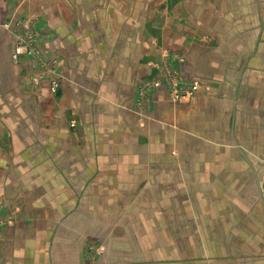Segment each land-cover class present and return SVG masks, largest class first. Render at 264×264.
<instances>
[{"label": "crops", "instance_id": "obj_1", "mask_svg": "<svg viewBox=\"0 0 264 264\" xmlns=\"http://www.w3.org/2000/svg\"><path fill=\"white\" fill-rule=\"evenodd\" d=\"M18 23L39 35L21 55ZM161 69L214 94L174 104L162 87L144 116L138 89ZM253 81L264 87V0H0V264H131L142 221L206 236L224 211L234 264H264V211L257 231L199 190L232 188L236 173L259 201L238 146L245 164L199 160L234 156V108Z\"/></svg>", "mask_w": 264, "mask_h": 264}, {"label": "rangeland", "instance_id": "obj_2", "mask_svg": "<svg viewBox=\"0 0 264 264\" xmlns=\"http://www.w3.org/2000/svg\"><path fill=\"white\" fill-rule=\"evenodd\" d=\"M237 78V75L234 76V88ZM145 82H152L157 87L153 85L152 88L141 89V86L138 89V107L141 108L144 116L150 109L152 93L162 87L167 88L169 100L174 104L189 102L196 95L201 94L204 89L206 90L205 94H214L209 86L205 87L199 81L182 82L180 75L170 69H161L156 80L143 81L142 83ZM250 83H252L249 84L250 86L248 84L243 86L239 93L238 106L236 109L234 108V156L219 155V152L211 151L210 155H204L199 160L215 164H245L247 158L259 170V201L255 200L254 204H250L252 201L250 186L238 185L236 173H234V187L232 188H199V190L214 195L216 203L210 205L211 208L217 206L223 210L230 209L231 215L234 217L236 213L240 222L247 223L254 230L262 231L260 222L262 221L261 212L264 211V87L262 81ZM216 146L227 148L231 145L224 139ZM236 146L240 148L246 158L237 153ZM200 206L202 204H194L193 211L198 213ZM212 209L210 210L212 211ZM248 213L253 217L249 215L247 218ZM226 216L227 211H224L222 217L216 222L219 227H222L220 232L211 229L206 236H200L197 233L199 231L197 228L196 230L190 228V235H174V230L171 228H160L155 221H142L145 224L143 236L128 237L127 259L131 261V264H234V219L231 221L233 230L227 234L225 231L228 227L225 224ZM161 223L159 222V224ZM222 230L224 235L220 234ZM201 246H205L206 252L204 249L202 250ZM105 254L106 244L100 239L87 247L86 255L91 261L96 262Z\"/></svg>", "mask_w": 264, "mask_h": 264}, {"label": "built area", "instance_id": "obj_3", "mask_svg": "<svg viewBox=\"0 0 264 264\" xmlns=\"http://www.w3.org/2000/svg\"><path fill=\"white\" fill-rule=\"evenodd\" d=\"M16 27H17V35H18L19 41H18V46L16 48L15 53H16V55H21L23 53L24 49L32 48L34 42L39 39V35L37 33L33 32L30 28H28V29H26L27 37H25L24 34H23L24 29L21 26V24L18 23ZM29 52L31 53L30 50H29ZM153 85L157 87V85L152 84V82L142 83L140 85V87L142 86L141 89H144V88H147V87L152 88ZM57 88H58V86L54 85V87H53V92L54 93L57 92Z\"/></svg>", "mask_w": 264, "mask_h": 264}]
</instances>
